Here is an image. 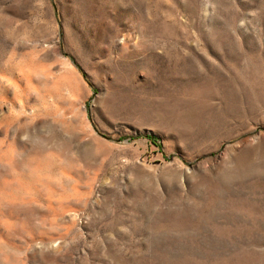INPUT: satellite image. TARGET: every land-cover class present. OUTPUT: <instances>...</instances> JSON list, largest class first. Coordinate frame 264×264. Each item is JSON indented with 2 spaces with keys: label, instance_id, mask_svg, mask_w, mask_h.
<instances>
[{
  "label": "rangeland",
  "instance_id": "374dc122",
  "mask_svg": "<svg viewBox=\"0 0 264 264\" xmlns=\"http://www.w3.org/2000/svg\"><path fill=\"white\" fill-rule=\"evenodd\" d=\"M0 264H264V0H0Z\"/></svg>",
  "mask_w": 264,
  "mask_h": 264
}]
</instances>
